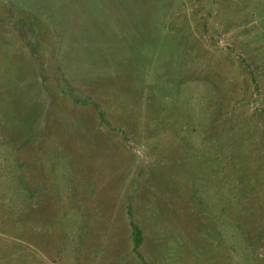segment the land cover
Masks as SVG:
<instances>
[{
    "label": "rangeland",
    "instance_id": "obj_1",
    "mask_svg": "<svg viewBox=\"0 0 264 264\" xmlns=\"http://www.w3.org/2000/svg\"><path fill=\"white\" fill-rule=\"evenodd\" d=\"M0 264H264V0H0Z\"/></svg>",
    "mask_w": 264,
    "mask_h": 264
},
{
    "label": "trees",
    "instance_id": "obj_2",
    "mask_svg": "<svg viewBox=\"0 0 264 264\" xmlns=\"http://www.w3.org/2000/svg\"><path fill=\"white\" fill-rule=\"evenodd\" d=\"M133 228L135 229V237H136L137 244L139 245L141 242V231L135 225H133Z\"/></svg>",
    "mask_w": 264,
    "mask_h": 264
}]
</instances>
